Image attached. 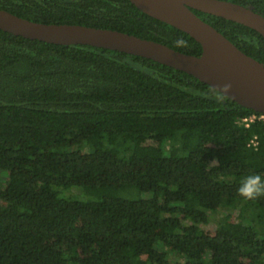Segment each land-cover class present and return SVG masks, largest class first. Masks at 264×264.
I'll list each match as a JSON object with an SVG mask.
<instances>
[{
	"label": "trees",
	"instance_id": "obj_1",
	"mask_svg": "<svg viewBox=\"0 0 264 264\" xmlns=\"http://www.w3.org/2000/svg\"><path fill=\"white\" fill-rule=\"evenodd\" d=\"M229 1L264 15V0ZM0 7L202 53L131 0ZM193 10L264 63L259 32ZM252 114L155 60L0 29V264H264V197L237 191L246 175L264 176V120L239 123ZM226 207L240 220L208 232Z\"/></svg>",
	"mask_w": 264,
	"mask_h": 264
},
{
	"label": "water",
	"instance_id": "obj_2",
	"mask_svg": "<svg viewBox=\"0 0 264 264\" xmlns=\"http://www.w3.org/2000/svg\"><path fill=\"white\" fill-rule=\"evenodd\" d=\"M140 10L193 37L202 46L194 55L160 41L82 24L43 23L0 7V29L56 44H84L155 60L209 84L240 105L264 114V63L242 51L193 9L246 25L264 38V15L229 0H131ZM230 84L228 92L223 86Z\"/></svg>",
	"mask_w": 264,
	"mask_h": 264
},
{
	"label": "clouds",
	"instance_id": "obj_3",
	"mask_svg": "<svg viewBox=\"0 0 264 264\" xmlns=\"http://www.w3.org/2000/svg\"><path fill=\"white\" fill-rule=\"evenodd\" d=\"M178 43H183V41H179ZM230 88V84H225L223 91L228 92ZM237 191L239 196L245 201L257 200L264 197V176L255 172L246 175L240 181Z\"/></svg>",
	"mask_w": 264,
	"mask_h": 264
},
{
	"label": "rangeland",
	"instance_id": "obj_4",
	"mask_svg": "<svg viewBox=\"0 0 264 264\" xmlns=\"http://www.w3.org/2000/svg\"><path fill=\"white\" fill-rule=\"evenodd\" d=\"M211 217V223L205 226L204 228L208 232L215 234L221 230L222 222H238L241 216L240 213L234 212L230 208L226 207L217 212L212 213Z\"/></svg>",
	"mask_w": 264,
	"mask_h": 264
},
{
	"label": "built area",
	"instance_id": "obj_5",
	"mask_svg": "<svg viewBox=\"0 0 264 264\" xmlns=\"http://www.w3.org/2000/svg\"><path fill=\"white\" fill-rule=\"evenodd\" d=\"M256 119L264 120V114L261 115L252 114L250 116H245L239 121V123L245 125L246 127H250L251 123L254 122ZM252 143L254 145L258 144L256 139H253Z\"/></svg>",
	"mask_w": 264,
	"mask_h": 264
}]
</instances>
